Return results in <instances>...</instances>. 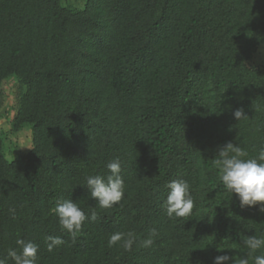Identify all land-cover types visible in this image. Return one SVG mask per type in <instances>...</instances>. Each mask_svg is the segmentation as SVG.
<instances>
[{
	"label": "trees",
	"instance_id": "16d2710c",
	"mask_svg": "<svg viewBox=\"0 0 264 264\" xmlns=\"http://www.w3.org/2000/svg\"><path fill=\"white\" fill-rule=\"evenodd\" d=\"M61 1L0 0V264H264L262 0Z\"/></svg>",
	"mask_w": 264,
	"mask_h": 264
},
{
	"label": "rangeland",
	"instance_id": "374dc122",
	"mask_svg": "<svg viewBox=\"0 0 264 264\" xmlns=\"http://www.w3.org/2000/svg\"><path fill=\"white\" fill-rule=\"evenodd\" d=\"M87 0H62V6L74 10H83ZM264 20V0H262V10L256 17L255 23ZM250 68L264 70V43L260 42L252 59L246 63ZM25 92L23 86L16 78H9L4 81L2 86V105L0 107V138L3 143V154L7 161L25 155L32 147L31 127L21 126L18 130L14 129V119L19 105V98ZM216 133L225 134L222 126H217ZM213 208L216 207L214 203Z\"/></svg>",
	"mask_w": 264,
	"mask_h": 264
}]
</instances>
